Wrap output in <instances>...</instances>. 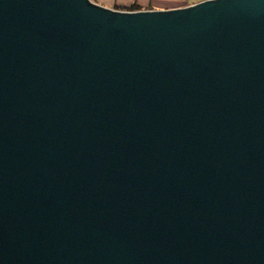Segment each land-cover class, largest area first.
Returning <instances> with one entry per match:
<instances>
[{"label": "water", "instance_id": "1", "mask_svg": "<svg viewBox=\"0 0 264 264\" xmlns=\"http://www.w3.org/2000/svg\"><path fill=\"white\" fill-rule=\"evenodd\" d=\"M0 264H264V0H0Z\"/></svg>", "mask_w": 264, "mask_h": 264}, {"label": "crops", "instance_id": "2", "mask_svg": "<svg viewBox=\"0 0 264 264\" xmlns=\"http://www.w3.org/2000/svg\"><path fill=\"white\" fill-rule=\"evenodd\" d=\"M98 4L122 10H131L133 5L139 9H173L188 6L202 0H93Z\"/></svg>", "mask_w": 264, "mask_h": 264}, {"label": "trees", "instance_id": "3", "mask_svg": "<svg viewBox=\"0 0 264 264\" xmlns=\"http://www.w3.org/2000/svg\"><path fill=\"white\" fill-rule=\"evenodd\" d=\"M131 10H139V7H138L137 5H133V6L131 7Z\"/></svg>", "mask_w": 264, "mask_h": 264}, {"label": "rangeland", "instance_id": "4", "mask_svg": "<svg viewBox=\"0 0 264 264\" xmlns=\"http://www.w3.org/2000/svg\"><path fill=\"white\" fill-rule=\"evenodd\" d=\"M95 2V1H94Z\"/></svg>", "mask_w": 264, "mask_h": 264}]
</instances>
